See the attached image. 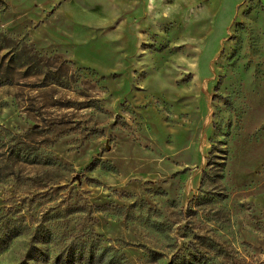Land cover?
Segmentation results:
<instances>
[{
  "label": "rangeland",
  "instance_id": "obj_1",
  "mask_svg": "<svg viewBox=\"0 0 264 264\" xmlns=\"http://www.w3.org/2000/svg\"><path fill=\"white\" fill-rule=\"evenodd\" d=\"M20 213L51 254L97 238L94 264H264V0H0V224Z\"/></svg>",
  "mask_w": 264,
  "mask_h": 264
},
{
  "label": "trees",
  "instance_id": "obj_2",
  "mask_svg": "<svg viewBox=\"0 0 264 264\" xmlns=\"http://www.w3.org/2000/svg\"><path fill=\"white\" fill-rule=\"evenodd\" d=\"M25 219L20 213L1 222L0 250L16 235L28 230L30 222L27 223ZM48 227L44 219L39 218L29 228V240L22 255L11 264H94L102 259V253L96 248L98 239L84 235L74 236L61 243L55 253L51 254L49 243L54 244L55 238Z\"/></svg>",
  "mask_w": 264,
  "mask_h": 264
}]
</instances>
